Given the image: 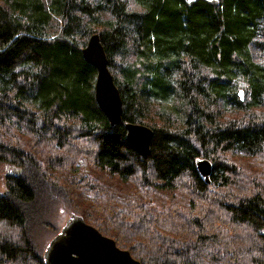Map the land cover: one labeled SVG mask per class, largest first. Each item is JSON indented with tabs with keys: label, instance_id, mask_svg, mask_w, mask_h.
I'll use <instances>...</instances> for the list:
<instances>
[{
	"label": "trees",
	"instance_id": "16d2710c",
	"mask_svg": "<svg viewBox=\"0 0 264 264\" xmlns=\"http://www.w3.org/2000/svg\"><path fill=\"white\" fill-rule=\"evenodd\" d=\"M94 32L122 96L116 124L82 52ZM253 48L264 53V0H0V162L20 168L0 191V264H49L67 207L142 264H264V59ZM127 121L154 130L149 154L130 145ZM72 140L95 144L80 153L127 181L125 199L111 185L93 210L73 203L52 173ZM160 192L180 197L167 205Z\"/></svg>",
	"mask_w": 264,
	"mask_h": 264
},
{
	"label": "water",
	"instance_id": "95a60500",
	"mask_svg": "<svg viewBox=\"0 0 264 264\" xmlns=\"http://www.w3.org/2000/svg\"><path fill=\"white\" fill-rule=\"evenodd\" d=\"M85 59L97 68L95 96L111 124L122 120L123 102L99 32L92 33L82 48ZM127 139L141 155L149 154L154 130L143 123L127 121ZM197 168L210 181L213 166L206 157L197 159ZM49 264H142L114 237L104 234L80 215L72 213L61 232L51 241Z\"/></svg>",
	"mask_w": 264,
	"mask_h": 264
},
{
	"label": "rangeland",
	"instance_id": "374dc122",
	"mask_svg": "<svg viewBox=\"0 0 264 264\" xmlns=\"http://www.w3.org/2000/svg\"><path fill=\"white\" fill-rule=\"evenodd\" d=\"M131 6L137 7L134 2L131 3ZM254 49V55L256 59L263 60L264 59V53L262 55H259L257 50ZM224 113L226 115H232V111L230 108L225 107L223 109ZM73 143L74 148L76 146V153H73V158L69 160V163L66 165L65 170H61L60 168H57V166H54L53 174L57 176H62L64 179L65 184H68L69 188V194L71 196V199L73 203L80 205L83 210L90 211L93 210V202L94 198L97 196L102 195V190H109V187L111 185H114L115 188H118L119 193H116L117 200L125 199L126 198V186H128L127 181L121 179L119 176L110 173L106 169H101L95 166V163L93 161L92 154L88 153H80V150H91L93 148V151L95 149V144L91 141L87 142L86 140H79L78 142L76 140L71 141ZM44 152L43 154H47L48 152L52 151V146L43 144ZM60 152V150H59ZM61 154V153H60ZM230 157L235 158L240 162L242 167H248L252 170L261 171L262 167H257L256 163L253 162L250 158L246 157L242 152L231 154ZM18 168L16 165H13L8 162H0V191H3L6 188V174L11 172H18ZM121 188V189H119ZM110 190H115L114 188H111ZM110 190L108 193H110ZM160 197H158L160 200L165 199V203L168 205L169 201L178 200L180 197L179 192H160L158 193ZM96 200V199H95ZM153 202V201H152ZM153 204L158 205V208H160L159 202L155 200ZM66 206L64 204L61 205ZM61 207V209H62ZM67 207V206H66ZM67 210L58 209V212H60V226L61 229H63L67 219L71 216L73 212L71 207H67ZM75 213V212H74ZM77 214V213H75ZM87 221V220H86ZM105 234V233H104Z\"/></svg>",
	"mask_w": 264,
	"mask_h": 264
},
{
	"label": "flooded vegetation",
	"instance_id": "af4514ba",
	"mask_svg": "<svg viewBox=\"0 0 264 264\" xmlns=\"http://www.w3.org/2000/svg\"><path fill=\"white\" fill-rule=\"evenodd\" d=\"M18 170L20 171V168H18ZM18 171V172H19ZM8 191V188L6 187L3 191H2V193H6Z\"/></svg>",
	"mask_w": 264,
	"mask_h": 264
}]
</instances>
